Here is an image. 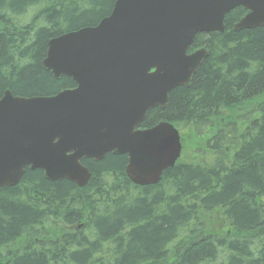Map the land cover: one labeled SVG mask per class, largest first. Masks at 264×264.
<instances>
[{"label":"trees","instance_id":"trees-1","mask_svg":"<svg viewBox=\"0 0 264 264\" xmlns=\"http://www.w3.org/2000/svg\"><path fill=\"white\" fill-rule=\"evenodd\" d=\"M115 2L0 0V99L74 88L43 69L47 44L96 26ZM246 13L195 37L189 53L208 57L140 125L171 123L183 155L194 139L208 162L180 159L147 187L128 179L126 155L82 160L92 174L84 188L26 169L19 185L0 189V264H264V27L234 31Z\"/></svg>","mask_w":264,"mask_h":264},{"label":"water","instance_id":"water-1","mask_svg":"<svg viewBox=\"0 0 264 264\" xmlns=\"http://www.w3.org/2000/svg\"><path fill=\"white\" fill-rule=\"evenodd\" d=\"M248 13L234 31L264 27V0H116L96 26L51 39L42 67L76 87L50 97L0 99V189L16 187L26 169L49 182L84 188L92 174L83 159L126 155L136 186L160 183L183 146L169 122L141 129L148 112L189 86L208 57L189 50L199 34L223 33L235 9Z\"/></svg>","mask_w":264,"mask_h":264},{"label":"rangeland","instance_id":"rangeland-1","mask_svg":"<svg viewBox=\"0 0 264 264\" xmlns=\"http://www.w3.org/2000/svg\"><path fill=\"white\" fill-rule=\"evenodd\" d=\"M223 125V124H222ZM186 133V132H185ZM190 134L187 132L185 134V139H188L187 136ZM186 142V140H185ZM187 144V143H186ZM190 148L187 149V152L184 153L182 160L187 162H208V160H205L207 158V155L205 156L203 152L204 145L200 144L198 145L196 142H194V139L189 143ZM204 146V147H203ZM212 228H220L223 225L222 220L219 219H211Z\"/></svg>","mask_w":264,"mask_h":264}]
</instances>
